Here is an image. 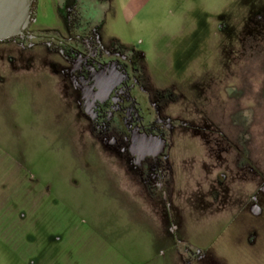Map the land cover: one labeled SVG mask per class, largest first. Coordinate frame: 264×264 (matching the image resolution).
<instances>
[{"label": "rangeland", "instance_id": "374dc122", "mask_svg": "<svg viewBox=\"0 0 264 264\" xmlns=\"http://www.w3.org/2000/svg\"><path fill=\"white\" fill-rule=\"evenodd\" d=\"M71 20L142 52L174 99L171 185L146 188L90 133L55 55L0 41V264H264V0H37L30 30ZM244 83L260 171L215 201L224 166L206 138L228 127Z\"/></svg>", "mask_w": 264, "mask_h": 264}, {"label": "flooded vegetation", "instance_id": "af4514ba", "mask_svg": "<svg viewBox=\"0 0 264 264\" xmlns=\"http://www.w3.org/2000/svg\"><path fill=\"white\" fill-rule=\"evenodd\" d=\"M89 13L87 15L92 17L93 14ZM33 23L24 30L22 37L7 41H15L24 48L43 45L45 53L55 55L57 70L65 75L68 73L73 82L75 108L87 119L90 133L117 153L122 165L127 166L146 188L162 189L171 185L169 151L173 132L179 127L168 117L172 114L168 105L174 99L168 98L162 85L152 84L144 54L114 47L115 40L103 41L89 20L79 25L71 20L46 34L39 29L31 31ZM245 83L233 87L235 90L227 97L236 105L230 110L228 127L221 129V123L214 122L219 132L206 138L211 141L208 145L214 146L215 164L224 166L213 178V191L209 195L215 201L226 198L229 193L226 186L232 179L235 182L242 173L245 180L252 183L255 173L260 171L253 160L249 123L242 116L241 100H237L252 92L251 84L247 86ZM246 103L251 105L248 100ZM237 109L239 117L236 116ZM260 172L256 184L262 188L264 169ZM249 213L257 214L253 206H250ZM192 254L199 255V251Z\"/></svg>", "mask_w": 264, "mask_h": 264}, {"label": "water", "instance_id": "95a60500", "mask_svg": "<svg viewBox=\"0 0 264 264\" xmlns=\"http://www.w3.org/2000/svg\"><path fill=\"white\" fill-rule=\"evenodd\" d=\"M36 0H0V41L22 37L35 21Z\"/></svg>", "mask_w": 264, "mask_h": 264}]
</instances>
